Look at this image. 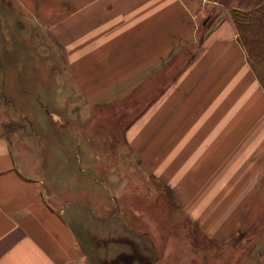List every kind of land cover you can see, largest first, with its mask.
Here are the masks:
<instances>
[{"label": "crops", "instance_id": "obj_1", "mask_svg": "<svg viewBox=\"0 0 264 264\" xmlns=\"http://www.w3.org/2000/svg\"><path fill=\"white\" fill-rule=\"evenodd\" d=\"M208 19L203 0H0V54L21 83L8 90H29L22 58L50 48L56 81L77 97L86 128L100 116L110 119L102 133H120L110 155L84 133L89 172L78 178L123 186L115 213L89 196L84 208L59 206L26 143L37 137L25 134L18 148L0 133V264H94L81 225L131 233L130 264H264V89L231 19ZM41 72L37 89L49 90ZM2 74L0 62V82ZM69 136L77 146V133ZM134 189L144 206L130 201ZM173 234L185 253L172 251Z\"/></svg>", "mask_w": 264, "mask_h": 264}, {"label": "rangeland", "instance_id": "obj_2", "mask_svg": "<svg viewBox=\"0 0 264 264\" xmlns=\"http://www.w3.org/2000/svg\"><path fill=\"white\" fill-rule=\"evenodd\" d=\"M235 2H237V0H203L205 18L207 19V17H209L208 20H213L215 17L221 18L222 16L230 18V10L237 5ZM45 46L46 45H44L43 48L38 47L39 53L29 50L28 59L26 57L22 58L24 66H28V69L31 71L25 74L28 78L27 83L29 85V90L24 91L8 90L9 85L15 86L14 84L20 85L21 83L11 82L12 73L6 66L5 58H2L3 52H1L0 62L2 63L3 73L1 75V81L3 83L0 82V133L6 135L10 142L15 144L18 148L25 147V134L30 133L32 136L34 135L37 137L34 142L32 140H27L26 143L29 147L33 145L32 148L38 149L37 157L33 155L31 158H33L35 165L38 164L41 166V174L47 188L46 192L52 195L53 200H57V202L54 201L56 204L61 202L59 206L68 207L73 204L77 207H83L89 196V199H93L95 202H103V205L106 203V205L111 206L110 210H112V212L110 213H115V207H118L117 199L122 196L121 190L123 186L114 188L96 184L93 185L92 183L86 182L83 178H78L77 175H79V173L83 174L84 171L89 172V168L87 167L88 162L85 160L84 154L85 141L89 139L84 138V133H91L92 136L95 135L94 138H91L93 140V145L95 147H106L108 149L107 151H109V155L114 150L112 136L116 137L117 140V137H120V133H110L109 130H107L108 133H102V127H110L108 125L110 119H100V116L96 118L97 121H95L96 123H94L93 129L88 130L86 128L84 117H78V114H81V112H76L77 97L63 86L60 87V82L56 81L57 76L54 74L53 59L50 55H46L49 52L48 49H51ZM20 58L21 57L18 59ZM41 69H43L46 79H49V90L37 89L36 84L38 81L36 80L41 76ZM27 72L29 71L27 70ZM9 101L11 104H8ZM54 115L60 116L61 120L59 121ZM129 118L130 113L123 117L126 122ZM54 120H56V122ZM114 121H116V119ZM69 133H77V146L75 144L76 139L72 141ZM80 141L81 144L79 143ZM107 151L103 153L106 156H108ZM113 156L114 155H111V157ZM92 163H95V161H92ZM91 172L93 174V171ZM159 187L160 186H158L159 196L160 193L163 195L165 194L164 199L168 204H171V196L166 193V191L165 193H163V191L161 192ZM137 189L141 194L146 196L147 192L145 190L148 189L146 185H140ZM132 190L133 188L130 186L124 188V191ZM136 191L134 189V191L128 195L131 198V200H129L134 202L136 206L140 205L142 207L144 206V202L141 197L138 198L139 192ZM156 201H158V203L153 209L157 215H160V212L162 210L165 211V209L160 200ZM120 205H123L122 201ZM162 218L163 221V215ZM126 220L125 217V221ZM156 220L157 226L160 225V228L165 225L164 222L159 223L161 219H159L158 216ZM110 221H113V219H110ZM129 221L131 223V228L134 229V227L137 226L135 221H133L131 217ZM153 221L155 220L153 219ZM80 229V237L84 245V250L87 254H90L91 257H94V264H130L132 259L137 257V254L127 249L125 243H123H131L132 239L136 238L131 233H123V235L108 234L107 236L106 234L97 233L92 230H90V232H92L90 234L89 230L86 231L83 225H81ZM84 231H86V233H84ZM110 236L115 238H110ZM173 236H176V241L180 242L181 238L179 234L178 236L173 234ZM191 236L194 244L203 241L202 235L198 234L196 231ZM140 239L141 242L147 241L145 238ZM101 241H103L104 244L105 242L110 243L106 244L108 250L103 249L105 247L101 244ZM134 241H136V239H134ZM137 241H139L138 238ZM96 245L100 246V249H97L95 247ZM190 245L189 252L191 255L192 252L196 250L194 249L195 245H191L192 249ZM172 251L178 252L179 254L180 252L185 253L186 244L184 243V239L183 243H177ZM149 252L152 254V257H154L156 253L158 257L161 255V251L158 249H156L155 253L151 249Z\"/></svg>", "mask_w": 264, "mask_h": 264}, {"label": "trees", "instance_id": "obj_3", "mask_svg": "<svg viewBox=\"0 0 264 264\" xmlns=\"http://www.w3.org/2000/svg\"><path fill=\"white\" fill-rule=\"evenodd\" d=\"M230 10L238 40L264 89V0H237Z\"/></svg>", "mask_w": 264, "mask_h": 264}]
</instances>
